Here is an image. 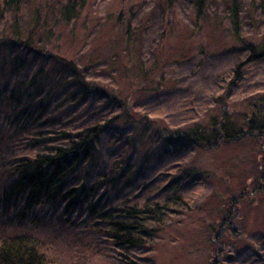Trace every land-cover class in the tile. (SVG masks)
Segmentation results:
<instances>
[{"label": "rangeland", "instance_id": "obj_1", "mask_svg": "<svg viewBox=\"0 0 264 264\" xmlns=\"http://www.w3.org/2000/svg\"><path fill=\"white\" fill-rule=\"evenodd\" d=\"M83 2L77 19L65 26L56 1L21 0L18 36L26 34L35 17L37 32L52 25L49 40L37 43L44 53L10 49L0 40V188L20 157L44 152L64 131L120 116L100 97H83L61 58L73 61L97 87L128 99L135 120L126 128L110 124L98 141L92 168L86 176L85 166L78 170L69 186L86 179L87 187L96 188L87 201L97 200L104 194L96 187L99 179L114 176L134 145L132 170L105 196V209L119 208L125 200L159 202L172 193L163 188L178 176L187 206L156 226L153 244L124 259L91 229L102 209L90 214L85 206L71 215L62 204L26 210L17 200L1 206L0 241L30 236L49 264H264V191L253 192L264 169V143L256 145L246 136L214 149H167L155 134L157 127L178 128L203 118L216 108L218 97H227L244 53L231 35L225 0H208L198 21L185 0L171 8L167 0ZM258 4L242 0V35L249 40H256L264 27ZM3 15L0 39L12 35L13 12ZM14 60H19L17 68ZM229 90V110H240L245 98L263 92L264 60L249 65ZM19 111L25 115L17 122ZM226 215L234 227L219 231ZM219 245L225 248L220 257L215 255Z\"/></svg>", "mask_w": 264, "mask_h": 264}, {"label": "trees", "instance_id": "obj_2", "mask_svg": "<svg viewBox=\"0 0 264 264\" xmlns=\"http://www.w3.org/2000/svg\"><path fill=\"white\" fill-rule=\"evenodd\" d=\"M54 1L59 6L58 17L65 26L77 19L84 3L83 0ZM167 1L171 8L176 0ZM255 1L253 0V2ZM185 2L191 7L195 20L204 18L208 0H185ZM258 2L260 15L264 19V0H258ZM20 4L21 0H0V18L4 17V11L12 10L13 12L12 35L0 40L8 47L11 46L10 49L22 48L32 54L40 52V49L43 52L44 48H40L37 43L41 40L45 42L49 40L52 25L47 27L43 33L37 32L35 17L26 34L18 36L15 21L18 17ZM224 5L231 35L240 51L244 53V59L235 66L232 82L228 84V90L224 93V96L228 97L229 87L242 79L245 69L249 65L264 60V27L256 40L246 39L242 35L241 29L242 0H225ZM131 10L132 8L129 7L128 12ZM130 28L129 25H126L124 33L128 34ZM36 37H40V40H37ZM53 57L58 58V56ZM58 59L70 71L73 86L79 88L83 97L89 95L100 97L104 100V105H111L117 109L120 116H114L107 121L104 119L89 122L74 131H64L56 138L55 144L48 146L44 152L20 157L8 174L5 185L0 188V207L21 200L26 210L38 205L56 206L62 204L65 205L64 209L67 215H71L73 212L79 214L83 206L90 214L95 213L96 209H102L97 215L99 217L98 224L93 225L91 229L124 259V255H128L129 252L145 249L151 243L153 244L156 226H163L169 214H175L176 211L185 209L187 204L178 191L177 179L180 176L163 188L164 191L171 190L172 193L159 202L139 204L137 199H133V202L125 200L119 208L108 207L109 209H105V196H110V192L117 189L124 179L127 181L126 176L132 170L131 161L135 152V146L132 145L114 176L108 178L102 175L101 178L99 177L96 187L102 189L104 194L94 200L95 202L92 199L87 201L89 193L96 191V188L87 187L86 179L83 184L70 187L69 182L78 170L85 166L86 176L87 171L92 168L96 159L98 141L110 128V124L118 123L119 128H126L129 121L131 123V120H135L130 113L132 103L128 99L117 94L112 95L102 87H97L96 84L89 82L73 61ZM18 61L14 60L13 62L16 68ZM35 79L33 77L31 83ZM226 98L218 97L216 108L208 110L203 118L188 125L178 128L157 127L155 134L163 147L171 149L193 146L199 149H214L222 143L240 141L246 136L253 139L256 145L260 142L264 143V91L245 98L240 110H229L226 106ZM23 115H25L24 111L18 112V117L15 118L17 122ZM119 117H121L120 121ZM124 185L127 183L125 182ZM255 191L259 194L264 191V169L256 176L253 186V192ZM243 195L242 192L240 198ZM230 217L226 215L225 220L220 223L219 231H222L225 225L229 229H233L234 225L229 223ZM221 248L222 246L219 245V252L216 251L215 255L220 257L224 253L225 248ZM49 263V260L41 253L38 242L30 236L14 235L0 241V264Z\"/></svg>", "mask_w": 264, "mask_h": 264}]
</instances>
